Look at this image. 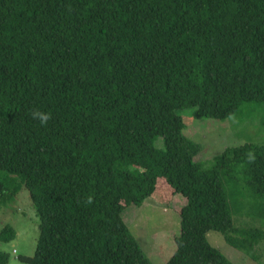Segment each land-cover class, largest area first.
I'll return each instance as SVG.
<instances>
[{
	"label": "trees",
	"instance_id": "trees-1",
	"mask_svg": "<svg viewBox=\"0 0 264 264\" xmlns=\"http://www.w3.org/2000/svg\"><path fill=\"white\" fill-rule=\"evenodd\" d=\"M250 100L264 103V0H0V206L19 175L39 216L24 259L151 264L123 213L152 195L181 202L166 264H235L207 233L247 253L264 229L234 226L219 170L264 198V146L204 168L182 115L226 120Z\"/></svg>",
	"mask_w": 264,
	"mask_h": 264
},
{
	"label": "rangeland",
	"instance_id": "rangeland-1",
	"mask_svg": "<svg viewBox=\"0 0 264 264\" xmlns=\"http://www.w3.org/2000/svg\"><path fill=\"white\" fill-rule=\"evenodd\" d=\"M187 109V108H186ZM184 135L199 144L195 161L204 168H212L217 158L228 146H238L246 142L264 146V103L242 101L236 113L226 120L213 118L196 119L185 111L182 115ZM161 146V139L155 142ZM239 169L220 168V176L229 192L234 226L264 229V198H256L245 187V177L240 178ZM1 173V171H0ZM21 186L12 199L0 206V232L6 225L13 226L17 234L9 242L0 240V250L7 251L10 259L6 264H29L24 258L34 255L39 233V216L30 191L20 182V176L10 174ZM177 199V198H176ZM173 200V198L171 199ZM170 200V201H171ZM176 200L170 206L159 196H146L139 205L131 204L123 213L128 219V229L138 241L151 264H166L175 249L173 237L179 233V212ZM227 233L210 230L209 242L220 249L235 264H264V238L248 252L230 244Z\"/></svg>",
	"mask_w": 264,
	"mask_h": 264
},
{
	"label": "clouds",
	"instance_id": "clouds-1",
	"mask_svg": "<svg viewBox=\"0 0 264 264\" xmlns=\"http://www.w3.org/2000/svg\"><path fill=\"white\" fill-rule=\"evenodd\" d=\"M33 118L34 119H39L41 124H46L47 121L50 119V115L49 114H45V113L40 112V111H35L33 113Z\"/></svg>",
	"mask_w": 264,
	"mask_h": 264
}]
</instances>
